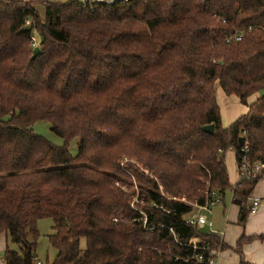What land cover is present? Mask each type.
Returning a JSON list of instances; mask_svg holds the SVG:
<instances>
[{"label": "trees", "instance_id": "16d2710c", "mask_svg": "<svg viewBox=\"0 0 264 264\" xmlns=\"http://www.w3.org/2000/svg\"><path fill=\"white\" fill-rule=\"evenodd\" d=\"M40 4L43 19L31 2L0 0V234L16 247L3 264H24L27 247L38 263L44 218L51 264H200L201 252L180 244L222 251L185 217L189 203L228 192L240 225L250 214L260 178L232 186L225 155L238 163L242 138L250 163H264V1ZM247 26L243 40L226 42ZM216 83L247 108L228 127ZM39 122L61 146L33 130ZM124 159L136 163H125L129 174Z\"/></svg>", "mask_w": 264, "mask_h": 264}, {"label": "crops", "instance_id": "0c3cea01", "mask_svg": "<svg viewBox=\"0 0 264 264\" xmlns=\"http://www.w3.org/2000/svg\"><path fill=\"white\" fill-rule=\"evenodd\" d=\"M31 2L32 7L36 10L41 19L44 17V10L41 5H37L39 1L46 0H13ZM220 95V96H219ZM225 94L216 95L217 103L219 101L225 104ZM229 103L227 106L238 108L241 106L235 97H228ZM254 99L250 100L252 102ZM220 107V106H219ZM230 107V108H231ZM242 110L237 116H233L230 122L223 124V127H228L236 118L247 112V108L241 106ZM221 111V110H220ZM221 114V112H220ZM230 113H228V117ZM222 121V120H221ZM229 124V125H228ZM228 125V126H226ZM35 126V125H34ZM49 130V124H46ZM39 135V134H38ZM53 144L60 146L55 140H51ZM75 154V152H74ZM73 154V155H74ZM228 156V159H226ZM225 163L228 171L230 183L234 185L237 174V162L235 152L229 150L225 155ZM253 199L259 200V205L254 213H250L244 225L238 223L239 208L231 201V193H227L220 197V201L211 205L206 212L211 223V229L215 233L212 236H217L220 242L224 245V249L217 256V264H264V176L261 177L248 200V208ZM219 206V208H215ZM203 233L208 234L209 228L199 229ZM218 234H221L220 236ZM262 237V238H261ZM249 239L241 248V253L235 252L236 244L241 239ZM7 236L5 233L0 234V264L2 262V254L6 248ZM55 258V257H54Z\"/></svg>", "mask_w": 264, "mask_h": 264}, {"label": "built area", "instance_id": "2783aa9c", "mask_svg": "<svg viewBox=\"0 0 264 264\" xmlns=\"http://www.w3.org/2000/svg\"><path fill=\"white\" fill-rule=\"evenodd\" d=\"M99 3H105V4H112L115 2H127L128 0H94ZM264 1V0H263ZM26 26H29V22H26ZM252 26H247L245 29L240 30H234L227 38L226 42H239L245 38L246 33L250 32L252 30ZM264 32V29H263ZM37 41L34 37H32V47H36ZM248 142L243 140V144L240 148V157L239 162L237 163V174L236 179L234 182L235 186L238 182H250L255 179H259L264 176L263 170H264V163L263 162H257L254 164H251L248 159ZM210 202L209 205L204 206H198L192 203H189L192 205L193 209L191 212L185 217V223L190 225L191 227H195L197 229H203V228H209L208 235H214L215 233L211 229V223L208 219L207 211L209 207L215 203H218L220 201V196L211 193L210 194ZM177 201H184L183 199H175ZM188 203V202H187ZM259 205L258 199H253L251 202V205L249 207V212L254 213L256 212ZM219 236L221 234H218ZM181 246H188L191 247L194 251H200L201 253H196L193 255V258L198 263H204V258L206 259L207 264H217V256L220 252L219 249H212L207 248L205 245L202 246H195V245H186V244H180ZM206 256H204V254ZM40 264V263H37Z\"/></svg>", "mask_w": 264, "mask_h": 264}, {"label": "rangeland", "instance_id": "374dc122", "mask_svg": "<svg viewBox=\"0 0 264 264\" xmlns=\"http://www.w3.org/2000/svg\"><path fill=\"white\" fill-rule=\"evenodd\" d=\"M46 1L53 2V3H55V2L64 3V2H67L68 0H46ZM78 1H84V0H78ZM40 2L41 1H39V3H36V4L37 5L38 4L41 5ZM215 88H216L215 89L216 95L222 93V90L220 89L218 83H216ZM224 100H225V104L222 101L221 102L219 101V106H220V110H221L220 112H221L222 123L223 124H227V122L231 121L233 116H237L240 113V111L242 110V108H241L242 105L238 106V108H236V106H235V108H232L230 106L231 107L230 108L229 106H227V104L229 103L228 102L229 101L228 96L225 95L224 96ZM228 113H230L229 117H228ZM46 124H47L46 122H39L33 127V130L37 134L41 135L42 137H44L47 140L48 139H51L53 141L55 140V142L59 143L60 146H61L62 145V140L60 138L54 136L53 134H51V132L47 129ZM228 125H226V126H228ZM76 142L77 141H74V142L71 143V146H70V149H69L71 154H74V152H76ZM226 159H228V156H227ZM128 162L136 165L135 161L124 159L120 163V166L123 169V171L126 172L127 174H129V172L125 169L124 165H125V163H128ZM138 168L141 169L140 166H138ZM129 183L131 184V188H128V190L125 187H121V188L123 190H125V191L127 190L126 192L129 191V193H135V196H134V198L132 200V202H135L136 195L138 193V187H137V184H136V182L134 181V179L132 177L130 178ZM120 185H121V183H119V181H118L116 183V186L120 187ZM215 208H219V206H215ZM52 226H53V223L48 218L40 219L37 222V229H38V234L39 235H38L37 245L35 247L34 255L36 257V260L40 264H51L53 262L55 254H56V252L49 246L48 240H47L48 236L53 233ZM6 246H8V248H10L12 250L16 249V247L13 244H11V242L8 240V238L6 239ZM0 256H1V254H0Z\"/></svg>", "mask_w": 264, "mask_h": 264}, {"label": "water", "instance_id": "95a60500", "mask_svg": "<svg viewBox=\"0 0 264 264\" xmlns=\"http://www.w3.org/2000/svg\"><path fill=\"white\" fill-rule=\"evenodd\" d=\"M28 29V26H24L22 28V30H27ZM38 53H40V49L38 47H34L33 49V52H32V59L35 58ZM203 132L207 133V134H212L213 133V125H207V126H204L202 128ZM239 144L242 145L243 144V139L240 138L239 139ZM4 254H2L3 256ZM24 264H32V261H31V253H30V249L27 247L26 248V251L25 253L23 254V258H22ZM202 264V263H200Z\"/></svg>", "mask_w": 264, "mask_h": 264}]
</instances>
